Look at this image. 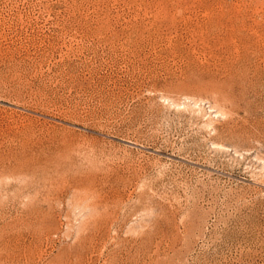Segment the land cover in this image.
Here are the masks:
<instances>
[{"label":"rangeland","instance_id":"rangeland-1","mask_svg":"<svg viewBox=\"0 0 264 264\" xmlns=\"http://www.w3.org/2000/svg\"><path fill=\"white\" fill-rule=\"evenodd\" d=\"M0 264H264V0H0Z\"/></svg>","mask_w":264,"mask_h":264},{"label":"bare ground","instance_id":"bare-ground-1","mask_svg":"<svg viewBox=\"0 0 264 264\" xmlns=\"http://www.w3.org/2000/svg\"><path fill=\"white\" fill-rule=\"evenodd\" d=\"M238 21V20H237ZM211 27V26H210ZM213 31V30H212Z\"/></svg>","mask_w":264,"mask_h":264}]
</instances>
